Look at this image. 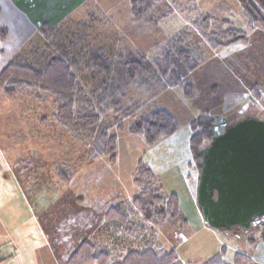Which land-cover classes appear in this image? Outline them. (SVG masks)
I'll return each mask as SVG.
<instances>
[{
    "label": "rangeland",
    "instance_id": "374dc122",
    "mask_svg": "<svg viewBox=\"0 0 264 264\" xmlns=\"http://www.w3.org/2000/svg\"><path fill=\"white\" fill-rule=\"evenodd\" d=\"M261 1L263 4L254 2L264 13ZM85 3L65 20L73 27V22L86 18L87 9L100 11V21L85 32L94 46L103 47L111 61L117 60L119 53L153 59L160 45L189 25L193 32L186 45L200 58L198 67L186 75L193 93L187 96L179 84L163 89L156 81L146 87L130 85L126 98L122 95L123 103L138 102L139 108L123 119L121 129L114 126L111 130L117 137L113 164L109 155L90 157L91 139L56 120L51 94L24 87L11 98L0 91V172L4 180L0 182V264H65L83 240L96 242L115 254L158 244L174 249L180 264H203L222 249L228 264H236L237 253L251 258L242 264H264V217L240 235L204 222L194 198L197 168L189 145L194 120L199 129L208 127L203 125L208 122L206 118L216 116L227 118L229 125L250 117L264 120V26H248L239 0H197L199 11L212 17V29L218 30L225 19L247 37V41L236 38L228 46L214 49L180 9L190 6L192 0L162 1L160 10L169 7L174 12L157 24L135 22L130 0ZM7 4L0 0L1 7L8 8ZM3 13L14 20L6 10L0 12V20H4ZM158 15L154 11L149 18ZM24 31L27 34L30 30ZM41 38L50 42L39 35V30L34 31L10 53L6 64L30 43L27 53L33 48L41 51ZM70 63L87 94L102 92L103 83L109 79L106 73L85 60ZM153 108L171 113L178 128L148 145L144 135L133 134L129 128ZM110 111L101 112V119L109 120ZM139 162L152 170L167 194L179 198L186 221L184 231L150 222L147 232L133 236L122 233L106 216L112 206L130 202L139 191L134 183ZM136 217L133 226L138 230Z\"/></svg>",
    "mask_w": 264,
    "mask_h": 264
},
{
    "label": "trees",
    "instance_id": "16d2710c",
    "mask_svg": "<svg viewBox=\"0 0 264 264\" xmlns=\"http://www.w3.org/2000/svg\"><path fill=\"white\" fill-rule=\"evenodd\" d=\"M162 1L164 0H130L133 20L137 23L142 21L150 24L159 23L174 12V9L169 7L160 10L159 4ZM239 1L246 14L248 26H264V13L254 2L255 0ZM259 2L263 4L261 0ZM85 4L87 3L83 5ZM180 9L186 12L190 23L214 49L226 47L236 38L238 41H247L245 32L233 27L231 21L222 20L221 27L224 28L229 24L227 28L212 29V17L209 13L199 11L197 0H192L190 6ZM154 11H158L159 15L156 18H149ZM99 12L96 9H87L86 18L73 22V27L66 20L54 25L44 22L39 29V35L49 38L50 42L41 38V51L31 48V53H27L30 43L27 48L24 47L16 53L0 70V91L11 98L16 97L24 87H37L40 91L51 94L56 104V120L68 130L80 131L91 139L88 150L90 157L109 155L110 162L114 164L117 137L111 134V130L114 126L121 129L123 119L139 108L138 102L128 106L123 103V99L127 96V88L130 85L146 87L153 81H156L163 89L179 84L184 87L185 94L190 97L193 87L187 82L186 75L198 67L200 58L192 48L186 45L193 32L189 25H186L170 36L166 43L159 46V54L153 59H147L139 54L135 56L134 53L127 56L119 53L118 59L111 61L103 47L94 46L90 40L91 37L85 32V29L100 21L102 15ZM192 13H195V16ZM7 34V28L0 29L1 40H5ZM78 59L85 60L86 64H91L100 72L107 74L109 79L103 83L101 93L90 96L80 84L70 63ZM99 88L96 90L99 91L101 89ZM105 107L107 109H104ZM105 110H111L109 120L100 117L101 112ZM192 127L193 133L190 136L189 145L192 160L200 172L202 164L200 152L210 145L212 136L209 133L210 126L199 129L194 120ZM177 128V121L171 113L163 108H153L137 118L129 131L144 135L146 143L152 145L162 136L174 134ZM137 171L134 183L139 187V191L132 196L130 202L122 201L112 206L106 214L115 225L114 227H119L122 233L133 236L139 231L147 232L146 226L150 222L159 226L168 224L184 231L186 221L181 214L179 198L163 190L161 183L148 166L139 162ZM135 217L138 218V230L133 226ZM224 252L225 250L222 249L203 264H228L224 261ZM250 261L251 258L248 255L236 254V264ZM65 264L180 263L178 253L174 249H166L158 244L128 248L115 254L100 248L96 242L83 240Z\"/></svg>",
    "mask_w": 264,
    "mask_h": 264
},
{
    "label": "water",
    "instance_id": "95a60500",
    "mask_svg": "<svg viewBox=\"0 0 264 264\" xmlns=\"http://www.w3.org/2000/svg\"><path fill=\"white\" fill-rule=\"evenodd\" d=\"M206 119L212 141L200 152L196 202L207 225L240 235L264 216V120Z\"/></svg>",
    "mask_w": 264,
    "mask_h": 264
},
{
    "label": "crops",
    "instance_id": "0c3cea01",
    "mask_svg": "<svg viewBox=\"0 0 264 264\" xmlns=\"http://www.w3.org/2000/svg\"><path fill=\"white\" fill-rule=\"evenodd\" d=\"M7 7L0 6V12L6 10L15 16L14 20L9 16L2 14L4 20H0V29L7 28L8 34L5 40L0 39V70L6 64V59L11 56V52L20 47L34 31H38L43 24L49 22L51 24H59L64 21L71 11L83 4L87 0H6ZM44 5V6H43ZM63 13V14H59ZM44 19L43 21H41ZM30 30L27 34L25 30ZM9 54V56H7ZM21 151V148H19ZM196 183L198 186L199 172L196 171ZM4 180L1 178L0 182ZM197 199V190L194 195Z\"/></svg>",
    "mask_w": 264,
    "mask_h": 264
},
{
    "label": "flooded vegetation",
    "instance_id": "af4514ba",
    "mask_svg": "<svg viewBox=\"0 0 264 264\" xmlns=\"http://www.w3.org/2000/svg\"><path fill=\"white\" fill-rule=\"evenodd\" d=\"M209 125V124H208Z\"/></svg>",
    "mask_w": 264,
    "mask_h": 264
}]
</instances>
